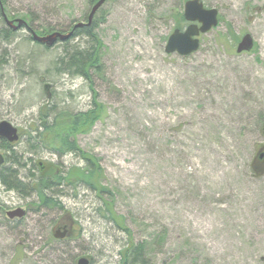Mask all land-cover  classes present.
I'll return each instance as SVG.
<instances>
[{
  "label": "rangeland",
  "instance_id": "obj_1",
  "mask_svg": "<svg viewBox=\"0 0 264 264\" xmlns=\"http://www.w3.org/2000/svg\"><path fill=\"white\" fill-rule=\"evenodd\" d=\"M95 1L6 0L5 8L8 19L30 17L38 35L46 28L67 34L87 22ZM187 1L108 0L93 23L101 49L92 83L56 71L65 42L45 51L23 27L0 44V122L21 132L10 151L0 139L6 160L17 154L48 169L84 168L74 154H29V142L41 108L89 112L95 101L100 117L76 140L132 231L105 218L99 194L81 187L59 196L63 211H48V219L78 223L81 237L50 240L49 220L29 211L34 198L0 182V264H71L75 257L121 264L132 245L143 246L147 264H264V0H201L219 11L218 26L190 57L167 55L172 15H184ZM246 34L255 47L237 54ZM87 42L73 38L67 47ZM33 55L35 71L26 62ZM20 208L25 218H9Z\"/></svg>",
  "mask_w": 264,
  "mask_h": 264
},
{
  "label": "trees",
  "instance_id": "obj_2",
  "mask_svg": "<svg viewBox=\"0 0 264 264\" xmlns=\"http://www.w3.org/2000/svg\"><path fill=\"white\" fill-rule=\"evenodd\" d=\"M5 1L2 0L0 3V24L3 26L0 30V44H11L14 41L16 32L9 28L5 21L6 8ZM97 1V0H96ZM95 1V2H96ZM187 1V0H185ZM172 17L176 19V29H183L186 25L184 15L180 11L173 13ZM30 17L26 16V19ZM24 18V20H26ZM88 19V18H87ZM9 20H15L10 19ZM74 27V26H73ZM71 28V30L73 29ZM95 27L92 24L90 27L78 28L75 30L73 37L63 43L64 54L66 58H60L55 63V69L59 73H67L71 76H79L85 78L92 83V77L89 75L90 70L97 69L99 67V50L101 49V41L94 32ZM34 31L32 28L30 32ZM35 32V31H34ZM37 33V32H36ZM54 33L51 28H46L39 33L40 35H48ZM73 38L87 39L88 47L85 49L81 45H72L68 48L69 42ZM35 43L32 37L29 39ZM38 47L48 51V47L36 43ZM37 55L30 56L26 62L31 61L32 68L36 67ZM37 70L36 68L33 70ZM92 92L93 88L91 87ZM95 94V93H94ZM94 107L89 112L75 113L69 110H57L56 108L43 107L40 109V117L38 124L32 130L35 132V136H32L31 150L29 154L34 153L35 150H45L57 155L60 159L68 154H74L81 157L85 162V167H72L68 171L61 170L50 165V169L44 168L40 163L34 161L32 158L26 159L23 162L17 154L8 156L5 164L8 162L10 166L3 165L0 168V182L9 191L16 190L21 193L23 198L28 197L34 198L29 203V211L35 214H40L45 220L48 219V211H63L64 207L59 200L65 189L77 190L81 187L87 188L91 191H95L99 194V198L102 201V207L100 208L103 216L115 223L118 228L122 229L129 236L132 231L124 226L122 222L114 214L113 205L111 202L104 198V195L110 193L106 188H102L100 183L95 180V166L92 159L84 154L85 152L79 147L76 135L79 133L88 132L96 118L100 117L101 108L94 101ZM98 109V110H97ZM97 110V111H96ZM34 143V144H33ZM2 149L13 150L16 144L11 145L5 140H1ZM33 146H35L33 148ZM28 162L31 163L32 167L28 168ZM47 167V166H46ZM22 170V171H21ZM24 172V173H23ZM25 174V176H23ZM93 175V178L91 176ZM49 224L47 225L48 239L54 240L57 229L63 225H73V231L67 239H79L81 232L76 231V223L73 220L54 221L48 219ZM119 220L120 223L117 221ZM65 222V223H64ZM121 264H147L144 259V248L143 246L134 247L132 245L129 249H125L122 253ZM79 257H75L71 264H77ZM92 262V260H91Z\"/></svg>",
  "mask_w": 264,
  "mask_h": 264
},
{
  "label": "water",
  "instance_id": "obj_3",
  "mask_svg": "<svg viewBox=\"0 0 264 264\" xmlns=\"http://www.w3.org/2000/svg\"><path fill=\"white\" fill-rule=\"evenodd\" d=\"M108 0H99L91 10L88 18V23H79L75 25L72 31L67 34L54 32L46 36H40L34 31L31 32L34 42L44 45L46 47H53L58 41L66 42L73 37L75 30L78 28L90 27L95 19L98 11L105 5ZM2 0H0V3ZM5 21L9 28L17 31L20 28L28 27L26 21L19 19L10 21L6 15ZM184 18L189 23L184 30L176 29L168 39L166 46L167 55H179L180 57H190L199 51L201 47V36L208 34L215 29L219 24V11L217 9H207L201 0H189L185 4ZM255 42L250 34L245 35L237 46V54L251 52L254 48ZM0 138L9 143L18 142L20 139L18 128L14 127L10 122H0ZM5 162L4 156L0 152V166ZM9 218L22 219L26 216V211L17 209L8 213ZM72 228V227H71ZM69 234L68 227L65 226L58 230L55 238L59 240L65 239ZM77 264H90L88 258H81Z\"/></svg>",
  "mask_w": 264,
  "mask_h": 264
},
{
  "label": "flooded vegetation",
  "instance_id": "obj_4",
  "mask_svg": "<svg viewBox=\"0 0 264 264\" xmlns=\"http://www.w3.org/2000/svg\"><path fill=\"white\" fill-rule=\"evenodd\" d=\"M96 4V2L94 3V4H92V7H94V5ZM87 21H88V19H87ZM86 22V21H85ZM187 25V27H188V25L189 24H186ZM12 145V144H11ZM1 152V151H0ZM2 153V152H1ZM3 154V153H2ZM4 155V154H3Z\"/></svg>",
  "mask_w": 264,
  "mask_h": 264
}]
</instances>
